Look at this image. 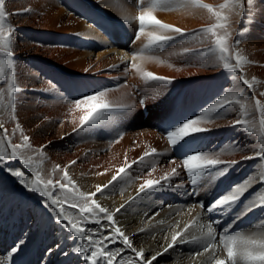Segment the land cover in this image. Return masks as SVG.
<instances>
[{"label":"bare ground","instance_id":"6f19581e","mask_svg":"<svg viewBox=\"0 0 264 264\" xmlns=\"http://www.w3.org/2000/svg\"><path fill=\"white\" fill-rule=\"evenodd\" d=\"M150 3L151 0H146V6ZM241 3L242 7L236 0H168L167 4L159 5L152 10L153 15L189 35L177 36L148 50L153 57L149 59L147 51L140 50L147 43V32L151 29L146 28L145 35L132 43L134 31L138 29L134 17L139 11L134 0H6L10 13L25 7H30L32 12L8 18L15 28L17 119H12L11 104L5 97L0 102V122L11 132L18 120L31 138L32 148L24 150L25 155L33 157V166L38 167L45 179H60L62 172L54 173L53 168L56 165L64 168L76 161L67 171L76 186L86 193L95 192L96 185L108 184L119 168L129 164L127 175L121 174L122 178L105 189L103 195L97 194L93 199L114 213L125 235L146 256L162 251L173 234L182 232L188 242L170 249L153 264H214L212 252L191 255L211 242L206 235L210 220L218 221L213 225L217 238L226 227L232 234L238 231L245 235L264 234V208L249 210L251 202L264 199V186L255 180L227 211L218 209L209 214L199 206L202 202L207 208L213 196H221L245 179L264 175V159H242L264 150V141L258 132L228 126L242 110L240 105H229L219 115L202 113L224 88L229 90L230 98H241L245 110L255 114V101L250 93L238 80L230 79L215 55L184 53L185 48L204 49L211 45L210 34L193 36L194 30L226 24L232 38L241 41L236 51L242 50L253 62L244 67V75L249 80L256 78L257 94L264 92V0H253L251 7L247 0ZM200 4L212 6L213 12L199 7ZM221 4L227 7L221 9ZM217 11L227 19L217 20L214 15ZM218 32L222 33L223 29ZM134 53L142 71L171 78L172 82H145L142 74L131 68ZM3 87H7L6 82ZM100 90H107V101L130 103L134 108L125 112L108 111L107 119L80 128L79 118L84 112L74 108L75 99ZM144 97H148L146 107L138 104ZM258 98L264 101V97ZM202 115L205 118L218 115V118L202 125L212 131L203 134L202 141L191 147L207 153L223 150L221 159L238 163L228 165V173L219 179L202 176L195 186L189 183L181 167L178 169L181 175L171 180L172 186L138 195L139 186L146 179H158L176 166L170 160L181 161V153L168 151L170 146L163 138V129L176 119H195ZM250 120L258 129V117L250 116ZM13 142H21L19 132ZM41 146L42 157L33 151ZM237 147L241 150H236ZM151 148H156L160 155L146 157L139 164L132 163ZM10 166L32 178L20 160L11 161ZM57 194L62 198L71 196ZM121 205L125 207L116 212ZM71 214L74 218L80 215L78 209L71 210ZM101 220L105 225L109 223L102 214ZM186 225L191 227L186 229ZM83 226L98 227L87 223ZM107 234L106 231L104 235ZM67 235L52 220L43 198L26 190L18 178L0 168V260L5 264H84L72 252L76 244ZM20 240L24 241L20 250L12 255L10 262L6 261L10 249ZM50 248L54 249L51 254ZM123 255L126 260L133 258L131 253Z\"/></svg>","mask_w":264,"mask_h":264},{"label":"snow or ice","instance_id":"6c2138e0","mask_svg":"<svg viewBox=\"0 0 264 264\" xmlns=\"http://www.w3.org/2000/svg\"><path fill=\"white\" fill-rule=\"evenodd\" d=\"M136 7L139 9L138 15L134 17V20L138 22V29L134 31L135 43L145 35V29L149 28L151 31L147 32V43L143 45L140 50L141 53L147 51L148 58L152 59V50L158 48L168 41L176 39L177 36L189 35L179 27L162 23L153 15V9L157 8L161 4H167L168 0H151L150 6H146V0H134ZM236 3L241 7L243 6L241 0H236ZM249 7L253 4V0H247ZM199 7L207 9L208 12H213L212 6L208 4H200ZM221 9L226 8V4L219 5ZM32 9L25 7L20 11L10 13L6 7V0H0V102L6 97L11 104V110L13 112L12 119L16 120L15 116V101L14 94L18 91V87L15 84V70H14V49L13 40L15 34V28L8 22L10 15H22L23 13H30ZM217 20L227 19L222 17L220 12H215ZM251 13H249V16ZM219 29H223V32H218ZM242 31H247L243 29ZM210 34L209 39L211 45L206 46L204 49H190L185 48L184 53L191 51H197L200 54L215 55L218 65L223 71L227 72L230 79L233 81H239L241 86L246 87L251 95V99L255 101L254 109L255 114L249 113L245 110V106L241 103V98H230L228 89H221V92L214 98L213 103L202 109L203 114L217 113L220 114V110L227 111V107L232 104H238L241 107V111L236 117L230 121V127L240 126L246 129L249 133H257L264 141V101L258 97H264V92L255 91L256 78L251 80L247 79L244 75V67L253 63L242 54V50L236 51L239 48L241 41L239 39H233L231 32L228 30L226 24H212L208 27H204L198 30H194L191 35H204ZM239 35V33H237ZM235 52L233 56L232 53ZM131 62V68L142 74V78L145 82L148 81H161L163 83H171V78L159 76L152 72L142 71L140 66L135 62L137 60V54H133ZM127 70V68H126ZM87 71V70H86ZM3 82H6L7 87H3ZM107 90L93 91L91 93L82 94L80 98L75 99L74 108L84 112L79 118V127L92 126L100 123L102 120L107 119L108 111H120L125 112L128 109L134 108L130 103L114 104L105 99ZM235 96V94H233ZM148 97L140 98L138 104L146 107V101ZM215 117L200 116L198 118L183 117L176 119L167 124L163 129L164 136L169 144L168 151H177L181 153L180 163L170 160V163L175 164L169 172H166L158 179H146L139 186L138 195L142 193H150L159 191L163 188L172 186L171 180L176 176H180L179 168H183L184 174L188 181L192 185H196L202 176L208 175L213 179H219L225 176L228 171V165H234L238 163L236 160L225 161L221 159L224 154L223 150L214 151L212 153L202 152L198 149H193L191 145L197 141H202L203 134L212 131L210 127L202 126L218 118ZM250 116L254 119L258 117L259 128L257 129L251 124ZM77 129H74L76 131ZM19 132L21 138L20 143H14L13 138ZM30 137L26 135L22 129L21 124L16 122L15 127L9 132L4 123L0 122V168H3L9 175L18 178V183L21 184L26 190L35 192L43 198V203L46 208L50 210L51 218L58 224L62 231L66 232L67 239L72 240L76 247L72 249V252L77 254L84 264H153L157 258L164 253H167L170 249L175 248L178 244L187 243L182 232H176L171 236V241L163 248L162 251H158L150 256L145 255L143 249H137L132 239L125 235L124 231L118 225L114 219V213L109 212L108 209L101 206L93 197L97 194L103 195L104 190L108 189L113 182H116L118 178H122L121 174L127 175L126 169L130 167L129 164L119 168L116 175L112 176V179L108 184L96 185L95 192L86 193L81 191L75 184V182L69 176L67 167L71 164H75L76 161H71L70 165L61 168L60 165H56L53 168V172H62L60 179L47 178L45 179L38 167L33 166V157L31 155H25L26 149H31ZM235 146V142H234ZM236 150H241L238 147ZM43 156V146L41 149H33ZM156 148H151L150 151H144L143 154L132 163L139 164L144 161L146 157L158 156ZM264 159V150L255 151L253 155H245L242 159ZM20 160L24 168L28 169L32 178L29 179L25 172L21 169H15L10 166L11 161ZM224 165V167H218ZM151 171H155L152 168ZM151 175V172H149ZM252 180L257 181L261 186H264V175L258 177H250L245 179L240 185L233 186L230 190L217 197L207 208H205L202 202L199 206L206 213H212L216 210L227 211L231 209L240 200L244 191L250 186ZM179 187L180 185H176ZM57 193H70L71 196L64 195L62 198ZM193 195L195 194V187L193 188ZM125 205H121L116 209L119 212ZM255 208H264V199L251 202L249 210ZM78 209L79 216L74 218L71 214V210ZM101 214L103 218L109 223L107 225L102 223ZM158 215V213H155ZM93 224L98 227L85 228L84 224ZM218 221L210 220L207 224L206 235L211 238V242L207 244L202 251L193 252V257L202 255L206 252H212L214 254V264H264V234L257 235H245L242 232L230 233L229 228H224L217 238V233L214 224ZM191 225H186V229ZM203 227V226H201ZM107 235H104L105 232ZM196 239V237H193ZM24 241H18L13 246L7 257L6 261L10 262L13 254L17 253ZM110 245H119L118 247H110ZM57 248L59 245L56 246ZM54 249H48V253ZM124 253H131L133 258L125 259ZM222 253V255H220ZM68 255L67 252L63 253ZM0 264H5L4 260H0Z\"/></svg>","mask_w":264,"mask_h":264}]
</instances>
